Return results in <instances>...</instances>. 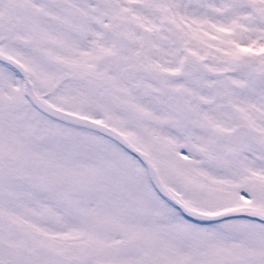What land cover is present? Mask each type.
<instances>
[{
  "label": "snow or ice",
  "instance_id": "snow-or-ice-1",
  "mask_svg": "<svg viewBox=\"0 0 264 264\" xmlns=\"http://www.w3.org/2000/svg\"><path fill=\"white\" fill-rule=\"evenodd\" d=\"M0 264H264V0H0Z\"/></svg>",
  "mask_w": 264,
  "mask_h": 264
}]
</instances>
